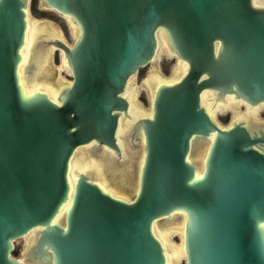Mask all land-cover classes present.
Here are the masks:
<instances>
[{
  "label": "water",
  "instance_id": "1",
  "mask_svg": "<svg viewBox=\"0 0 264 264\" xmlns=\"http://www.w3.org/2000/svg\"><path fill=\"white\" fill-rule=\"evenodd\" d=\"M39 3L77 27L68 25L71 44L59 38L44 43L55 47L59 62L65 58L70 79L59 103L41 91L24 94L17 67L27 1L0 0V264H23L12 255L14 243L34 228V252L46 264H165L151 225L172 214L180 219L181 213L183 264H264V128L218 124L200 101L203 91H211L216 99L232 95L249 106L264 103V5ZM158 30L186 72L158 86L151 116L134 125L133 158L121 160L115 133L128 110L122 94L129 78L154 58ZM35 68L31 62L27 74ZM211 135L196 176L188 159L192 144L207 143ZM77 147H87L93 159L108 156L107 180L129 200L84 173L70 185L69 161ZM68 201L60 222L53 223Z\"/></svg>",
  "mask_w": 264,
  "mask_h": 264
},
{
  "label": "rangeland",
  "instance_id": "2",
  "mask_svg": "<svg viewBox=\"0 0 264 264\" xmlns=\"http://www.w3.org/2000/svg\"><path fill=\"white\" fill-rule=\"evenodd\" d=\"M29 1V6L27 4V13H28V23L30 25L29 28V49L31 44L33 43L32 40L35 39L34 43L36 41L44 39L47 36H51L52 34L58 33V36L71 44L73 39V31L69 29V24L67 23V19H65L61 14L49 10L44 9L40 3L39 0H27ZM258 1V0H257ZM56 31V32H55ZM55 47H53L54 49ZM51 51L50 58L47 60L49 65L46 63L47 61L44 58L43 63L47 64L48 67L44 71H42V66L40 67V70L37 71V76L34 77L32 80L34 81V86L36 88H42L43 81H46V84H49L41 90L45 89H56L59 87L61 83H66L70 79L69 71L66 67V71L61 68L62 61L59 62V53L58 51ZM29 59V54L27 61ZM25 62V64L27 63ZM46 61V62H45ZM25 64H24V70H25ZM45 66V65H44ZM182 66L180 62L177 61V59H174L169 53L166 51L164 46H161L158 56L155 59L153 63L148 64L147 66L140 68L138 71V74L135 75V78L132 82V92H133V99L132 103L139 105L140 110L144 113H147L149 111V103L151 99V92H148V96L146 93V90L149 89L147 87L148 79L155 81L158 80V83L165 82L171 80L172 77H174L175 74H177L181 69ZM23 70V73H24ZM23 76V74H22ZM22 78V77H21ZM23 85V83H22ZM34 87V88H35ZM57 87V88H56ZM52 91V90H51ZM53 95L55 96V92L53 91ZM211 104V105H210ZM205 106L210 110L213 111V116L216 122L221 124H226L225 126L231 124L234 121H242L245 123H249L248 117H251L252 122L256 126H262L261 124L264 123V109L258 110L256 114L252 115L248 112L246 109V106L244 104L239 103L236 106H229V104H226V106H221L220 104L214 105L212 100L207 99L205 101ZM134 110V108H133ZM137 111V110H136ZM248 116V117H247ZM198 151V144L193 149L192 157L195 162L201 160V157L203 158V154L199 155L195 152ZM85 154H87L85 152ZM84 154V151H79L77 156H73V171L74 168H80L85 163H88L87 158ZM109 163L111 164V160L109 159ZM77 164V165H76ZM88 166V165H87ZM85 166L84 169L88 170V167ZM90 170V169H89ZM128 198V194H126ZM175 217L170 221H174ZM167 222V221H166ZM160 224L155 223V230L159 237H161L164 241V245L166 244V249L168 250L171 262L169 264H183L184 262L181 261L183 258V255L181 252H176L178 247H180L182 242V234L181 231L177 230L176 226L169 225L167 228H162L160 226L161 230H159ZM175 235H179L180 242H178V238ZM36 236H29L25 237L24 239L17 240L14 243V250L12 251V255L18 257L19 260L28 262L29 261V251L32 246V242L35 240ZM178 242V243H176ZM167 252V251H166ZM167 252V253H168Z\"/></svg>",
  "mask_w": 264,
  "mask_h": 264
},
{
  "label": "bare ground",
  "instance_id": "3",
  "mask_svg": "<svg viewBox=\"0 0 264 264\" xmlns=\"http://www.w3.org/2000/svg\"><path fill=\"white\" fill-rule=\"evenodd\" d=\"M27 1V0H26ZM253 2L255 4H258V5H264V0H253ZM27 4H28V1H27ZM25 18H26V28H25V35H24V44L23 46L21 47L20 49V53H21V60L18 64V67H17V71H18V76H19V83L22 87V90L24 92L25 95H29L31 92H35V91H41L43 93H45L52 101L56 102V103H59V92L61 90V88L64 86L65 83H61L59 85V87L56 89L52 88H48V89H45V90H41L43 89V87L49 85V84H46V81H43V85L41 86L42 88H36L34 86V81L32 80L34 77H38L37 76V71L40 70V67L42 66V71H44L46 69V67H48L49 63L47 60L48 58H50V53L52 51L53 48H47V46H44V43L48 40H51V39H55V38H59L61 39L59 36H58V33L56 32V34H52L51 36H47L45 37L44 39H41V40H38L36 41V43H34L35 39L32 40V44L30 46V49H29V44H30V39H29V28H30V25L28 23V13H27V5L25 6ZM65 19H67L68 21V24H72L75 28L76 25H74L73 21L67 17H64ZM70 21V23H69ZM78 30V29H77ZM73 31V29H72ZM74 36V35H73ZM156 37H157V48H156V54L154 56V58L152 59V61L150 63H153L155 61V59L157 58L158 56V52L161 48V46H164V48L166 49V51L173 56V53L170 51L169 49V45H168V41H167V38L165 36V34L161 31V30H158L157 33H156ZM62 40V39H61ZM41 43V45H40ZM38 49V50H37ZM54 50V49H53ZM28 54H29V59L27 61V58H28ZM44 58L46 63L44 64L43 61H44ZM180 64H181V71H180V74L177 75L175 78L169 80V81H166V82H161V83H158V82H155V84H153L151 87H154V93L152 95V99L155 95V91L156 89L158 88V86L162 83H166V84H169V83H172L174 81H177L179 80L183 75L184 73L186 72V65L184 63H182L178 58H176ZM27 61V63L25 64V62ZM61 61H62V66L61 68L64 69V67H66L69 71V75H70V70L66 64V61H65V58L61 55ZM31 62H34L35 63V70L34 72L29 75L27 74L26 72V68L27 66L31 63ZM149 63V64H150ZM24 64H25V70H24ZM45 65V66H44ZM23 70H24V73H23ZM64 71H66V69H64ZM23 74V76H22ZM135 76V75H134ZM132 76V77H134ZM22 77V78H21ZM132 77L129 78L128 82L126 83V86H125V89H124V92H123V96L126 98V95H125V92H126V89L129 85V83L131 82L132 80ZM23 83V85H22ZM35 87V88H34ZM52 90V91H51ZM53 91L55 92V96L53 95ZM209 99V100H212L213 104L216 105V104H220L221 106H226V104H229V106L233 107V106H236L238 105L239 103L241 104H244L246 106V108L248 110H250L251 112H255V109L257 107H259L260 105L264 104V103H260L256 106H249L246 102L242 101V100H237L235 99L232 95H226L224 96L223 98H220V99H216L215 97V94L211 91H203L201 93V96H200V101H201V105L204 107V109L206 110V112L208 113V115L214 120V116H213V111L210 109H208L206 106H205V101ZM126 100L128 101V99L126 98ZM152 102V100H151ZM211 105V104H210ZM128 108H129V101H128ZM127 113H128V110H127ZM151 113H152V110L150 111V113L146 114V115H140L138 117V119L142 118V117H150L151 116ZM127 115V114H126ZM126 115H121L119 117V121H118V125H117V129H116V141H117V144H118V140H117V133H118V126H119V123H122V120L123 118L126 116ZM248 117V116H247ZM134 121L133 123V126H132V130L130 132V134H127L124 135V137L122 138V145H123V148H120V145L118 144L119 146V149H120V156L119 158L122 160H125L127 158L131 159L133 158L132 155L134 154V152H132V135L134 133V125L135 123L137 122V120ZM248 120L250 121L249 123H245L243 122L244 124H246L251 130H260V129H263L264 128V123L261 124L262 126H256L254 125V123L252 122L251 120V117L249 116L248 117ZM234 122H242V121H234ZM232 122V123H234ZM218 123V122H217ZM231 123V124H232ZM219 124V123H218ZM230 125V124H229ZM228 126V125H227ZM212 135L210 137H208L209 139L207 140L208 142L206 143V141H203V142H198V140L194 141V143L192 144V147L193 145L195 144H198V151H196L195 153L198 154V157L199 155L203 154V158L201 157L202 161L199 160L198 161V164L195 163V161L192 159V154H193V148H192V151L191 153L188 155V159L194 163V165L196 166V176H199L201 175L202 171H203V167H204V159L206 157V154H207V151H208V147H209V144H210V141H211V138ZM141 142L143 143V135H141ZM79 151H84V154L85 152L88 151V148H84V147H77L74 151V153L72 154L71 158H70V161H69V171H68V179H69V182H70V185L73 186V182L75 180V177H77V175L79 173H84L86 174L89 178H91L92 180L96 181V183H98V185H100V187L104 190H106L107 192H109L110 194L116 196V197H119V198H122V199H125V200H129L126 196L125 193H122L120 190H118L117 188H114L113 186H111L107 180V176L106 174L108 173V168L110 166L109 169H111V165L109 163V159H108V156L104 157V156H101L100 158H90V157H87V155L85 154L86 158H87V161L88 163H85L82 167V169L80 168H74V171H73V156H77L78 152ZM129 155L130 154V157L126 156V155ZM132 154V155H131ZM143 151L141 152V155L139 157V166L141 165L142 163V158H143ZM112 155V154H111ZM127 157V158H126ZM129 160L125 161L126 163V168H129ZM77 165V164H76ZM88 165V166H87ZM85 166L88 167V170L87 169H84ZM90 169V170H89ZM114 169V168H113ZM112 169V170H113ZM72 189V188H71ZM69 206V201L63 205L59 211V213L55 216V218L53 219V223H59L60 220H61V216H62V213L65 212V210L67 209V207ZM175 217L174 221L170 222L173 218ZM185 215L183 213H181V218H177V215L176 214H172L170 216H168L167 218L163 219V220H159V221H153L152 222V225H151V229H152V232L154 234V236L159 240V242L161 243V246L163 248V252H164V255H165V264H169L171 262V257H170V254L168 252V250L166 249V244L164 245V241L161 237H159L156 233V230H155V223L156 224H160V226L164 229V228H167L169 225H174L176 226L177 230L181 231V234H182V242H181V245L180 247H178V249L176 250V252H181V254L183 255V258L185 256V251H184V247H183V226H184V223H185ZM167 221V222H166ZM160 226H159V230L160 231H164V230H161L160 229ZM264 227V225H263ZM38 232H39V229L38 228H34L32 230H30L28 232V234H26L23 239L25 237H29L31 235L33 236H36L35 237V240L32 242V246L30 248V251H29V261L28 262H23L20 260V262H22L23 264H46L38 255H35L36 253L34 252V244L37 240V237H38ZM180 242V241H179ZM178 243V242H177ZM168 253H167V252ZM182 258V259H183ZM182 261V260H181Z\"/></svg>",
  "mask_w": 264,
  "mask_h": 264
},
{
  "label": "flooded vegetation",
  "instance_id": "4",
  "mask_svg": "<svg viewBox=\"0 0 264 264\" xmlns=\"http://www.w3.org/2000/svg\"><path fill=\"white\" fill-rule=\"evenodd\" d=\"M170 55V54H169ZM172 56V55H171ZM173 57V56H172ZM178 61V60H177ZM179 62V61H178ZM183 66V65H182ZM181 69V68H180ZM181 71V70H180ZM180 71L174 75V77H172L171 79L175 78L177 75L180 74ZM135 78L132 77V80L131 82L129 83L127 89H126V92H125V95H126V98L128 99L129 101V108H128V113L127 115L123 118L122 120V123H119V126H118V133H117V140H118V144L120 145V148H123V145H122V138L124 137V135L127 134H130L131 130H132V126H133V123L134 121H136V119H138V117L140 115H146L148 113H150L151 111V100H152V95L154 93V87H151L153 84H155V82H158V80L156 79L155 81H152L151 79L149 80L148 79V83H147V87H149L148 90H146V93H147V96H148V92H151V99H150V103H149V111L147 113H144L140 110V107L139 105L137 104H134L132 103V99H133V92L131 91L132 90V82H133V79ZM166 82V81H165ZM160 83V82H159ZM149 98V96H148ZM134 108V110H133ZM247 109V108H246ZM261 109H264V104L260 105L259 107H257L255 109V112H251L250 110L247 109L248 112L246 113H249V114H256V112L258 110H261ZM137 110V111H136ZM197 144L193 145V149L194 147L196 146ZM193 159V157H192ZM194 160V159H193ZM197 163V162H195Z\"/></svg>",
  "mask_w": 264,
  "mask_h": 264
}]
</instances>
